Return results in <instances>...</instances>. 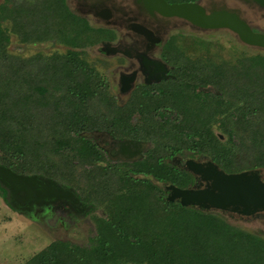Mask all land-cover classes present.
Segmentation results:
<instances>
[{"label":"trees","instance_id":"trees-1","mask_svg":"<svg viewBox=\"0 0 264 264\" xmlns=\"http://www.w3.org/2000/svg\"><path fill=\"white\" fill-rule=\"evenodd\" d=\"M201 30L170 39L183 58L172 62L174 79L138 86L119 104L87 52L109 29L68 0H0V163L52 177L92 205L87 242L56 238L24 264H264V234L241 227L236 213L167 198L165 185L196 179L175 156H207L226 172L264 168V49ZM13 35L64 49L13 54ZM97 128L149 146L137 160L98 164L87 135ZM0 195L11 205L1 184Z\"/></svg>","mask_w":264,"mask_h":264},{"label":"flooded vegetation","instance_id":"flooded-vegetation-1","mask_svg":"<svg viewBox=\"0 0 264 264\" xmlns=\"http://www.w3.org/2000/svg\"><path fill=\"white\" fill-rule=\"evenodd\" d=\"M198 1L205 6L207 11L228 8L235 10L241 17H246L242 9L236 6L249 5L262 9L257 4H251L244 0H231L234 4H229V0H192ZM71 6L78 13L95 20L98 26L105 27L112 32L110 39L101 40L97 51L103 58L117 59L114 69V82L110 83V88L116 96V102L125 104L130 99L132 91L138 86L147 85L151 88L159 87L162 81L174 79L176 76V66L169 59L174 51L167 56L166 49L170 39L178 32L170 33L172 29L181 27H191L193 32L200 29L189 21L177 16H165L158 12H151L139 0H71ZM235 5V6H234ZM255 29V27H253ZM221 30V29H220ZM228 30V29H227ZM259 30V29H255ZM184 33V32H183ZM119 58V60H118ZM164 75V76H162ZM122 87L127 90L121 91ZM206 87V90L211 89ZM100 148L102 159L98 164L107 165L112 161H134L142 157L144 151L149 146V141L142 138L129 136H116L108 128H97L89 132ZM203 155L182 158L180 156L172 157L171 161L180 167L186 168L188 159L201 161ZM261 177L264 180L263 169H260ZM206 183L201 181L196 175L192 186H204ZM167 194L170 190L165 185ZM9 197V196H8ZM16 211L25 214L28 217H43L55 210L68 213L71 217L74 215L90 214L92 205L80 199L77 204H72L67 200L47 201L38 204L28 205L21 209L13 206ZM51 211V212H50ZM264 211L256 213L263 214Z\"/></svg>","mask_w":264,"mask_h":264},{"label":"water","instance_id":"water-1","mask_svg":"<svg viewBox=\"0 0 264 264\" xmlns=\"http://www.w3.org/2000/svg\"><path fill=\"white\" fill-rule=\"evenodd\" d=\"M151 12L181 17L202 30L228 29L245 44L264 49V31L255 30L248 20L232 9L207 11L198 1L169 2L168 0H139ZM264 8V0H244ZM164 76V75H162ZM127 90L122 87L121 91ZM223 138L222 134H219ZM186 168L197 175L204 186L179 187L167 185V198L182 205L234 212L253 216L264 211V180L260 169L226 172L211 159H188ZM0 184L7 190L10 202L17 208L55 200L80 202L77 193L52 177L39 173H19L0 163Z\"/></svg>","mask_w":264,"mask_h":264},{"label":"rangeland","instance_id":"rangeland-1","mask_svg":"<svg viewBox=\"0 0 264 264\" xmlns=\"http://www.w3.org/2000/svg\"><path fill=\"white\" fill-rule=\"evenodd\" d=\"M71 6V0H68ZM235 2L229 0V4ZM235 6V5H234ZM236 6L240 7L245 13L246 17L252 23L255 29L264 31V8L251 7L249 5H241L236 3ZM89 21L97 25L95 20L88 17ZM191 27H181L179 29H172L170 33L175 31H182L178 37L184 33L190 32ZM199 34L211 38L218 39L224 45L228 46L230 43H236L237 46L244 47L250 52L262 51L261 48L250 46L243 43L238 36L227 29L217 30H201ZM188 35V34H187ZM190 36H186L184 44L188 45L191 42ZM177 44V43H176ZM99 45V44H98ZM89 47L87 49L89 59L94 60L97 63V67L102 71L107 78L109 84L114 82V69L116 67L115 60L103 58L97 51V47ZM168 44L166 49L167 56L170 52L176 51L177 48H170ZM176 46V45H175ZM178 46V44H177ZM54 49L63 50V46L54 45L52 43H24L21 42L17 36L13 35L12 40L8 46V50L13 54H19L22 56L31 55L37 51H43L50 53ZM119 60V58H118ZM183 58L179 56L172 58L171 62L180 63ZM169 85V83H167ZM225 137L223 136V139ZM209 158L204 157L202 161H207ZM263 172H264V168ZM51 212V211H50ZM229 217V215H227ZM235 222L241 227L264 234V213L257 216H240L235 214ZM93 227V222L90 219V214L74 215L71 217L68 213L55 210L53 213H48L43 217H28L23 213L15 210L1 195H0V264H24L39 250L49 245L52 240L56 238H62L67 240L76 241L79 243L87 242L90 230Z\"/></svg>","mask_w":264,"mask_h":264}]
</instances>
